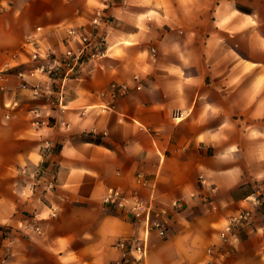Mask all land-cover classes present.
I'll list each match as a JSON object with an SVG mask.
<instances>
[{
    "label": "crops",
    "instance_id": "crops-1",
    "mask_svg": "<svg viewBox=\"0 0 264 264\" xmlns=\"http://www.w3.org/2000/svg\"><path fill=\"white\" fill-rule=\"evenodd\" d=\"M69 29L100 54L54 91L61 114L17 73L34 66L30 38L58 58L81 48ZM6 65L0 264L119 261L117 242L144 237L145 224L107 209L110 189L168 209L142 264H264V0H0ZM244 210L252 223L223 241Z\"/></svg>",
    "mask_w": 264,
    "mask_h": 264
},
{
    "label": "built area",
    "instance_id": "built-area-1",
    "mask_svg": "<svg viewBox=\"0 0 264 264\" xmlns=\"http://www.w3.org/2000/svg\"><path fill=\"white\" fill-rule=\"evenodd\" d=\"M106 9L100 10L93 24L97 28L96 33L100 28L105 25L108 16L106 15ZM41 28H38L40 31ZM69 35L79 36L82 42L81 48H69L62 57L58 58L53 51L42 52L38 47L35 38H30L27 43L31 50V58L34 66L25 71L22 68H18V77L20 79L19 89L23 91H31L32 95L36 99H45L50 105L57 108L59 113L64 114L66 112V106L62 99L55 96L54 91L64 88L71 80L76 78L78 71L82 63L86 58H95L100 53L93 49L94 37L92 35L82 34L75 29H69ZM155 53V49L152 50ZM13 69L9 66H4L0 70V81L3 82L0 85L2 92L7 91L6 76L11 73ZM27 77L35 80L31 83ZM138 79V77H136ZM115 90H119L120 94L126 95L129 92L128 87L114 86ZM137 89H141L139 86ZM13 106H17V101ZM36 117H40L37 111H33ZM182 113L176 112L174 117L176 119L181 118ZM38 124V123H36ZM66 125L65 122L62 123ZM49 145V143H48ZM201 183L204 184L205 180L202 177ZM49 188H54L55 181H51L48 184ZM104 206L107 209H115L127 212L135 220L143 222L145 224V235L142 238H133L131 240H120L117 242L116 247L122 249V258L112 264H142L148 254L149 241L152 235L159 236L160 238L166 237L169 228V218L167 208H157L154 205L153 200L149 202L144 201L139 195H127L121 190L110 189L104 198ZM254 205L259 204L257 197L252 198ZM171 207L174 209L181 208V201H173ZM253 214L250 210L241 211L231 216L227 222L225 229L220 233V238L223 241H227L230 234L252 223ZM212 253V250H210Z\"/></svg>",
    "mask_w": 264,
    "mask_h": 264
},
{
    "label": "rangeland",
    "instance_id": "rangeland-1",
    "mask_svg": "<svg viewBox=\"0 0 264 264\" xmlns=\"http://www.w3.org/2000/svg\"><path fill=\"white\" fill-rule=\"evenodd\" d=\"M235 44H238V43H235Z\"/></svg>",
    "mask_w": 264,
    "mask_h": 264
}]
</instances>
